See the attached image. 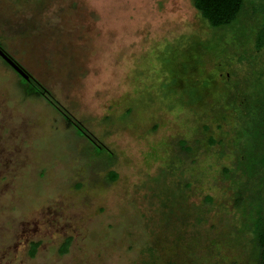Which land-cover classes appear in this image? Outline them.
I'll use <instances>...</instances> for the list:
<instances>
[{
    "label": "rangeland",
    "instance_id": "obj_1",
    "mask_svg": "<svg viewBox=\"0 0 264 264\" xmlns=\"http://www.w3.org/2000/svg\"><path fill=\"white\" fill-rule=\"evenodd\" d=\"M258 4L214 29L191 0H0L2 49L110 151L0 57V264H253L231 178Z\"/></svg>",
    "mask_w": 264,
    "mask_h": 264
},
{
    "label": "trees",
    "instance_id": "obj_2",
    "mask_svg": "<svg viewBox=\"0 0 264 264\" xmlns=\"http://www.w3.org/2000/svg\"><path fill=\"white\" fill-rule=\"evenodd\" d=\"M245 0H191L193 7L199 12L201 17L206 21L209 27L225 28L231 26L237 19L243 8ZM257 10L262 16V23L255 32L253 39V48L255 50L264 49V0H258ZM0 48L2 49L1 45ZM4 61V60H3ZM6 63V61H4ZM7 64V63H6ZM8 65V64H7ZM21 67V66H20ZM27 74L28 72L21 67ZM17 73V72H16ZM261 74L260 82L262 85L253 93H242L245 101L241 102L242 109L239 111V117L243 118L246 130L240 131L241 137L245 142H241V154L238 159L239 169L235 172L234 179L231 178L234 188L235 207L241 211V215L250 221V238L253 253V264H264V71ZM17 75L27 84V92L30 95L43 97L54 107L62 116L65 125L73 127L78 134L85 137L90 145L102 149L110 155V151L101 143L93 139L86 131L82 124L73 121L71 115L58 105V102L51 98V95L39 85L31 76L24 79L21 75ZM212 141V140H210ZM180 155L191 157L194 160L190 145L185 139L177 140ZM95 149V148H94ZM223 172H230L228 167L223 168ZM111 178L115 173L111 172ZM204 200L211 201V197L206 195ZM37 242L32 243L30 253H35ZM68 239L64 240L60 245L59 252L63 253L67 250Z\"/></svg>",
    "mask_w": 264,
    "mask_h": 264
},
{
    "label": "water",
    "instance_id": "obj_3",
    "mask_svg": "<svg viewBox=\"0 0 264 264\" xmlns=\"http://www.w3.org/2000/svg\"><path fill=\"white\" fill-rule=\"evenodd\" d=\"M0 57L6 61L8 65H10L19 75H21L24 79H29V76L22 70L20 65L15 62L3 49L0 48Z\"/></svg>",
    "mask_w": 264,
    "mask_h": 264
}]
</instances>
